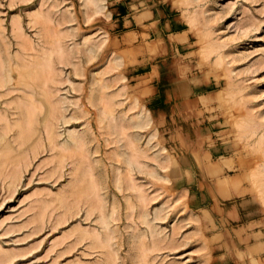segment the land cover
Listing matches in <instances>:
<instances>
[{
	"label": "rangeland",
	"instance_id": "rangeland-1",
	"mask_svg": "<svg viewBox=\"0 0 264 264\" xmlns=\"http://www.w3.org/2000/svg\"><path fill=\"white\" fill-rule=\"evenodd\" d=\"M263 194L264 0H0V264H264Z\"/></svg>",
	"mask_w": 264,
	"mask_h": 264
},
{
	"label": "bare ground",
	"instance_id": "bare-ground-1",
	"mask_svg": "<svg viewBox=\"0 0 264 264\" xmlns=\"http://www.w3.org/2000/svg\"><path fill=\"white\" fill-rule=\"evenodd\" d=\"M141 122H144V120L142 119ZM146 124H148V122H147ZM142 126H143V124L139 125V127H142ZM129 165H130V164H129ZM263 195H264V194H263ZM263 198H264V196H263ZM237 256H238V254H237L236 249H231L230 251H228V252H226V253H223L222 258H226V259H234V258H236Z\"/></svg>",
	"mask_w": 264,
	"mask_h": 264
}]
</instances>
